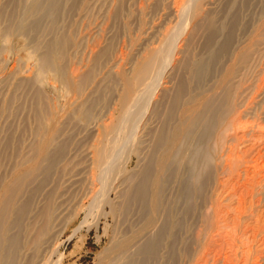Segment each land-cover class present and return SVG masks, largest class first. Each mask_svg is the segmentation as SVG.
Returning <instances> with one entry per match:
<instances>
[{"label": "bare ground", "instance_id": "obj_1", "mask_svg": "<svg viewBox=\"0 0 264 264\" xmlns=\"http://www.w3.org/2000/svg\"><path fill=\"white\" fill-rule=\"evenodd\" d=\"M129 1H109L110 4H116L113 16L111 15L113 26L117 27L118 25L119 28L120 23L118 22L121 21L123 12L129 8L130 3L134 4L137 0ZM160 1L157 0L155 3ZM202 1L185 0L180 8L181 15H179L183 22L192 20L197 10L204 5V2L201 3ZM239 1L246 4L249 2V0L227 1V5L230 6L224 11L225 13L229 12L223 16L224 19L221 18L220 27H213L214 18L209 17L205 23L195 29L203 31L206 28H211L203 42L204 56L197 60L192 59L194 29L191 34L189 33V36L187 35L188 37L186 36L187 39H184L186 40L185 47L180 52L184 59L181 58V62L178 63L181 65L177 72L179 75L174 77L175 79L179 77L178 80L176 79L174 92L169 89L170 98L167 94V97H164L167 102L163 99L166 104L160 103L158 107L149 112H152L156 118L158 117L159 122L157 123L159 124L155 126V129L151 130L153 127L150 129V151L145 159L143 158L146 155L142 151L143 140L132 139L136 137L135 129L140 124L133 129L132 133L130 132V135H127L128 119L134 118L138 113L134 108L138 107L141 91L136 94L134 92L147 83L150 88L153 84V87L159 85L171 57L176 52L174 49L176 48L174 46L176 35H171L167 39L169 42H167L166 49L163 47H159L160 49L157 50L151 49L147 51V55L142 60L135 62L136 68L134 67L132 70L134 75L130 76L131 78L123 77L119 88L112 76H109V79L106 77L108 75H105L102 79L103 82L101 79L98 82L97 79L94 80V67L98 63L100 64V59L106 55L107 49L93 55L95 56L94 66L88 69L89 71L82 72L79 75L80 78L77 79L78 82H75L69 73L66 61H68L67 55L70 52L68 50L75 44V34L77 33L69 31L70 25L65 23V20L72 11L81 9L82 6L88 4V0H9L11 6L8 10H6V6L0 5L2 51L7 50L8 47L11 49L8 59L3 60L5 62L3 70H8V74L5 78L0 79V89L6 87L9 92L0 98V117L5 113L14 114L17 107L25 108L29 115L27 118L24 116L26 119H24V125L28 119L30 122L28 121L26 129L23 131L29 132L34 137L33 142L28 144L29 153L27 156L23 154L20 161L14 162L8 178L0 176V264H62L64 254L60 252V247L63 244L60 237L72 220L68 224L60 225L62 211L59 210L60 204L54 205L56 204L55 200L52 203L51 200L48 204L44 203L45 205L42 207L41 205L39 207L37 203L34 204V201L42 184L39 183L47 181L57 163L67 159L73 143L76 144V149L79 148V151L83 153V160L86 163L83 172L86 173L85 179L89 181L87 189L90 191L86 192L90 198V205L85 212L89 214L92 210H97L99 216H104L105 234L109 235L107 246L96 257L94 264H176L178 246L183 245V249L188 251L190 242L182 238L180 232L185 230V215L191 211L187 207L182 215L174 214L172 205L166 198L167 195L165 196L167 186L165 187L166 184L163 183L165 181L167 183V180L172 182L178 177L176 182L181 185L179 192L184 199L193 198L198 190L207 183V177L203 175L202 178V174L198 172L199 160L204 157H201L202 148L205 145H202V139L206 137L205 135H212V131L214 132L213 127L212 129L209 127L210 124H214L213 121H215L217 125L216 121L222 117L224 119L227 115L225 114L226 110H231L228 107L230 101H227L228 96H232L230 92L233 83L230 79L231 75L233 76L238 71L240 65L248 63L250 60L248 50L251 42L243 48L238 47V49L231 50L233 33L239 21L238 12L235 16V8ZM21 9H23L22 14L18 17L17 12ZM3 18L7 24L2 21ZM187 22L184 23L185 26ZM125 28L127 29V24ZM14 34L26 41V45L23 47L31 48V52L22 57L23 61L20 57L24 54L17 57L16 65L12 64L13 66L9 68L12 61L11 54L15 53L12 43H10ZM220 35L222 40L218 42L217 38ZM108 57L110 58V56ZM30 59L32 60L29 61ZM217 64H225L224 70L219 76L217 75L216 79L214 78L210 88L205 89L203 86L205 79L212 75ZM217 69L219 70V67ZM169 73L171 74V72ZM47 75H50L49 78ZM50 78L54 80L53 83L48 82ZM192 80H195L197 86L194 84V87L196 88L192 87L190 82ZM46 81L47 89L50 90L48 93L43 86ZM93 83L91 89L86 92V89H89L87 86ZM148 85L147 88H149ZM115 91L117 93L119 91V97ZM75 92L78 102H75L74 108L71 107L73 110L69 116L59 122L58 113L61 109L65 110L73 104V101L70 100L64 103V97L68 99L70 94L72 96V93ZM179 107H183V109L182 113L177 115ZM99 108H105L107 114L112 115L117 109L121 110L123 113L119 126L113 124L112 121L111 124L110 122L105 124L103 121L107 118L102 119V116L104 117L106 113L99 112ZM8 130L7 134L15 138L14 132L11 129ZM112 130L117 132L116 137ZM217 133L216 137L219 136L221 139L220 133L218 135ZM10 135H6L5 138L0 137V154L2 149L5 151L12 146ZM127 154H129V161L126 167L133 155L137 158L138 168L131 173L128 172V168H121ZM188 155L190 156L188 157ZM122 156L121 164L119 158ZM205 158L208 164L207 154ZM1 160L0 158V162ZM189 163L191 167L186 177L183 178L182 171L184 173L185 165ZM39 175L41 176L38 177ZM49 191L51 192V190ZM83 193H85L84 190ZM25 194L26 198H24ZM113 194L114 197H112ZM51 195L53 196V194L48 195V199L52 198ZM27 217L30 219L29 222H25ZM77 217L78 212L73 219L75 220ZM87 217L89 216L87 215ZM36 218L39 221L35 220ZM84 219L86 218L84 217ZM110 220L111 224L107 225ZM77 230L78 228L74 229L72 234L75 235Z\"/></svg>", "mask_w": 264, "mask_h": 264}, {"label": "rangeland", "instance_id": "obj_2", "mask_svg": "<svg viewBox=\"0 0 264 264\" xmlns=\"http://www.w3.org/2000/svg\"><path fill=\"white\" fill-rule=\"evenodd\" d=\"M109 1L110 0H88L87 6L85 5L82 6L81 9L72 11L65 20V23L71 26H69V28H71L69 31H73L74 34L77 33L75 34L76 39L74 38L75 44L68 50V52H70L67 55L68 61H66V64H68L67 68L73 81L78 82L77 79L80 78L79 75H81L82 72L89 71L88 69L94 66L95 56L93 55L100 53L99 51L101 50L107 49L106 55L102 56L100 59V64L98 63V65L94 67V80L96 81L97 79L98 82L101 81L105 75H108L106 76L108 78L112 76L117 82V88H119L118 86L119 84L121 85V79H123V77L134 75L132 70L134 67L136 68L135 62L142 60L147 55V51L151 49H160L159 47L166 49L167 42H169L167 39H169L171 35H176L177 37L176 42L174 41V46L176 47L174 49L176 52L174 56L171 57L168 68L165 69V74L162 75L159 85L153 87V84V86L151 85L152 88H150L147 83L134 92V94H136L141 91L139 103L137 104L138 107L137 109L134 108L138 113L134 118L128 119L129 129L127 130V135H130V132L132 133L137 125H141L135 129V134H137L134 138L137 139H132L136 141L143 140L142 151L145 153L144 155H146L143 158L145 159L147 155H149L148 151H150V129L152 127L151 130L155 129V126L159 124L157 123L159 122V119H157L158 117L156 118L152 112H149L158 107L160 103L166 104L165 102H167V100L165 98L167 94L168 98H170L169 95H171V92H174V85H176L179 78H176V80L174 77L179 75L177 72L181 64L178 63H180L181 58H183L180 52L185 47L186 40L184 39H187L189 33L191 34L193 29L195 30L198 26L205 23L209 17L214 18L212 22L213 27H220V21H222V19H224L223 16L229 12L226 11L225 13L224 11L225 8H229L230 6L227 5L229 0H201V3L204 2V5L197 10L196 14L189 22H183L181 16H179L181 15L180 8L185 0H161L158 3H155L157 0H137L134 4L130 3L129 8L123 12L122 19L118 22L120 23L119 28L117 24V27L113 26L114 22L112 21L116 4H112L113 1L110 4ZM129 2L132 1L130 0ZM243 3L245 2L239 1L237 6L239 8H235V16L238 12L237 16L239 21L233 33L234 38L231 43V50L238 49V47L243 48L251 42V46L248 50V52H250V54L248 53L250 60L248 59V63L240 65L237 69L238 71H236L233 76L231 75L230 79H232L231 82L233 83L230 92L232 96L229 95L227 98V101H230L228 107L231 110H226L225 114L227 115H224V119L222 117V119L217 120V125L215 121H213L214 124H210L209 127L211 129L213 127L214 132L212 131V135H205L208 139H205L206 137L202 139V145H205L204 148H202L203 152L201 153V157H204L199 160L198 172L202 174V178L204 176L207 177V183L198 190L193 198L189 199L181 197L179 192L181 185H178L176 182L178 180L177 176V179L175 178L172 182H168L167 180V183L166 181L163 183L166 184L165 187L167 186L165 189V196L167 195L166 198L170 201L174 214L176 213L177 216L182 215V212H184L187 207V209L191 211L185 215V230L180 232L181 237L189 240L190 245L188 246V251L183 249V245L178 246L176 264H264V0H249L247 4ZM24 4L23 6H25ZM0 5L3 7L6 6V10H8L10 9L11 3L9 0H0ZM22 11L23 9H21V11L19 10V13L17 12L18 17L21 16ZM2 21H4V18ZM5 21L4 23L7 24V21ZM186 22L187 25L185 26L184 23ZM130 23L131 25H129ZM126 24L127 29L125 28ZM210 29L209 27L203 31L195 30L194 49L192 50L193 60H197L205 55L202 46ZM221 40L222 36L220 35L217 41L219 42ZM10 41L14 47L15 53L13 55L11 54L12 61L10 62L9 68L13 66L12 64L16 65L17 57L24 54L20 57L23 61L22 57H25L27 53L29 54L31 52V48L27 46L23 47V45H26V41L22 38H18L16 34L12 36ZM2 46L3 40L0 38V79L2 77L5 78L8 74V70H3L5 65L3 60L8 59L11 50L8 47L7 50L2 51ZM92 52L93 54H91ZM108 56H110V58ZM21 60L20 63L22 62ZM31 60L32 59L29 61ZM217 65L219 70L216 68L211 73L212 75L205 79L206 81L203 85L205 89L210 88L217 75L219 76L224 70L225 64ZM175 67L177 68L174 69ZM220 69L222 70L220 71ZM168 71L171 72V74ZM25 72H27V70H25ZM25 75L27 74L25 73ZM47 76L49 78L50 75ZM50 81L51 83L54 82L51 78L48 79L49 83ZM190 82L192 87L196 88L194 87V84L196 85L195 80ZM46 83L47 81L43 86L48 93L50 90L47 89ZM55 83L58 85L57 82ZM93 85L94 83L88 85L87 88L89 89H86V92H88ZM147 85L149 88H147ZM8 92L6 87L0 89V98L1 96L7 95ZM118 93L115 91L117 97H119ZM164 94L165 96H163ZM76 96L77 93L75 92L72 93V96L70 94L68 99L64 97V103L70 100L71 102L73 101V104L69 105L65 110L63 108L61 109L58 113L59 122L69 116L70 112L73 110L72 108L76 105L75 102H78ZM163 99H165V102ZM99 109V112L106 113H104V117L102 116V119H105V117L107 118L103 121L105 124L109 122L111 124L112 121L113 124L119 126V121L120 118L122 119L121 115L123 113L121 110L117 109L113 115L109 113L108 115L105 108ZM178 109L177 115L180 112L182 113L183 107H179ZM26 112L27 110L25 108L17 107L14 114L11 113V115H9L5 113L0 117V137L5 138L6 135H10L7 134L9 133L8 129H11L15 136V138H13L10 135L13 142L12 146L5 151L2 149L0 154V158L2 159L0 162V176L2 175L6 179L10 175V168L14 165V162L20 161L21 158H23V154L27 156L29 153L28 144L32 143L34 140V137H32L29 132L23 131L30 122L28 119L26 125H24V119L29 115L28 112L25 115ZM112 132L116 137L117 132L114 130H112ZM216 133L217 135L220 133L221 139L219 136L218 138L216 137ZM132 142L134 143V141ZM79 150V148L76 149V144L73 143L69 155L65 160L66 163L65 161H60L59 164L57 163L53 169L54 171H52L53 175L51 174L50 177L47 178V181L39 183L42 184L35 195L36 198L34 201V204L37 203L39 207L40 205L42 207L48 204L50 200L51 203L55 200L56 204L53 203L54 205L60 204L59 210L63 212L60 214L62 215L60 217L62 221L60 225L68 224L71 220L73 221L74 215L78 212V217L73 222L71 221L73 224L70 223L71 225L69 224L64 234H61L60 237L63 242L60 247V252L64 254L62 264H94L96 257L109 242V235L105 234L106 221L104 216H99L97 210H92L89 214L85 212L86 208L90 205V198L87 193L90 190L87 189L89 187V181L85 179L86 173L83 172L86 163L83 160V153ZM206 154L209 161L208 164L206 163L207 160L205 161ZM190 155H188V157ZM128 157L129 154L125 156V159L127 158L126 160L124 159L123 161V156L119 159L121 164L122 161L124 162L121 168H128V172L131 173L138 168L137 158L133 155L129 165L126 167L129 161ZM190 167V163L185 165L186 170H184V173L182 171L183 178L186 177ZM40 176L41 175L38 177ZM43 185L45 186L43 187ZM49 190H51V192ZM83 190L85 193H83ZM49 194H53V196L51 195L52 198L48 199ZM26 197L27 195L25 194L24 198ZM112 197H114V194ZM81 208H84V210H81ZM87 215L89 217H87ZM84 217L86 219H84ZM27 218L28 219L25 218V222H29L30 219L29 217ZM35 220H37V218ZM37 221H39V219ZM108 222L107 225L111 224L112 221L110 220ZM77 228L76 234L73 235V230Z\"/></svg>", "mask_w": 264, "mask_h": 264}]
</instances>
